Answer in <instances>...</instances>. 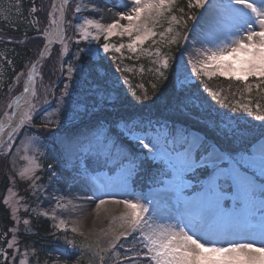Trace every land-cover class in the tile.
Returning <instances> with one entry per match:
<instances>
[{
  "label": "snow or ice",
  "instance_id": "1",
  "mask_svg": "<svg viewBox=\"0 0 264 264\" xmlns=\"http://www.w3.org/2000/svg\"><path fill=\"white\" fill-rule=\"evenodd\" d=\"M69 3L70 0H62L59 6L55 3L51 6V20L43 33L47 38L45 52L54 40H58L62 46V54L68 51L65 25H71L72 22L66 20L65 15ZM175 5L176 0H125L124 4L118 6L127 10L117 13L119 18L108 24L81 16V22L73 25L79 34L76 42L79 44L80 41H87L91 44L103 37L105 43L100 47L105 54L112 51L123 56L122 50L126 48L137 54V58L141 54L155 55L157 59L153 63L158 65L155 72L159 78L167 80L165 71L172 67L173 58L162 55L160 49L153 53L143 48V45L150 39L154 44L157 43L153 39L157 36L155 29L164 21H167L168 27L159 33L161 41L174 31L173 25L183 24L187 27L186 20L169 15ZM188 7L212 12L214 18L206 31L194 37L200 43L199 48L193 49L195 56L189 54L186 64L184 61L177 62L173 73L177 83L185 85L191 81L193 75L207 80L224 77L244 84V90L249 93L253 88L248 83L249 77L264 84V0H188ZM86 10L87 5L84 4H77L74 8L77 14ZM56 13H59L58 17ZM188 19L197 21L194 15ZM120 21L127 23L122 24ZM114 36L127 37L128 42L120 43L119 46L113 45L108 41ZM188 39L185 35L184 40ZM168 42L175 44L176 37ZM81 53H86L89 58L95 57L99 55V49L80 48L74 54V60L80 63L68 64V82L63 86L57 108L54 112L47 113L42 127L48 128L50 124H54L56 128L61 127L60 119L53 121L49 117L58 116L65 103L64 98H71L72 91L75 90L74 76L95 71V65H90L88 69L82 66ZM41 56L43 57V53ZM111 59L116 60L117 57L112 56ZM125 71L131 69L126 68ZM36 75V65L33 64L27 74L22 95L14 101L17 109L21 107V100L27 105L19 114L15 126L12 121L17 115L16 112L6 114L7 124L0 121V148L7 144V148L0 151V155H7L11 151L18 129L31 124L33 115L38 111L37 105L28 99V96L33 100L38 98L34 86ZM259 86L255 85L257 88ZM205 91L217 104L228 108L231 113L251 116L264 122V106L259 103L253 105L251 101H235L227 104V98L221 91L207 86ZM147 98L145 92V99ZM217 119L220 124L213 121L215 127L228 129L233 137L244 142L243 147L238 150L222 149L210 141L206 134L196 135L187 127L175 125H164V131L149 139L148 143L137 137L150 159L160 164L157 170L158 179L155 181L159 187L150 196L130 194L125 199L105 198L108 190L116 185L112 182L103 183L98 177H92L97 191L101 194L94 197L98 200L95 205L97 214L101 211L110 212L107 207L110 203L122 205L123 211L119 216L111 217L112 223L108 229L101 230L100 235L107 239V249L101 247L100 238L89 241L85 237L80 247L93 250V255L99 257L100 264H104L106 251L117 249L118 244L124 249L125 245L120 243L121 238L126 239L136 234L122 259L119 250L114 252L118 264H264V124L258 133L246 137L238 132L235 116L223 113ZM7 128H11V132L5 141L3 135ZM65 143L69 154L78 159L79 171L84 175H88L92 165L119 163L123 175L120 186L127 187L128 177L135 165L131 161L129 165L122 164L118 159V152L113 156L115 141L102 124H97L87 135L80 133L75 137H66ZM28 150L26 144L23 151L27 153ZM22 159L28 163L18 175L22 180L32 181L31 187L35 190L38 187L36 180L39 179L36 172L41 165L35 156L24 155ZM51 167L49 165L50 169ZM193 180L196 181L195 184ZM189 191L191 194H186ZM9 193V198L4 201L6 205L12 204L11 197L15 195L11 189ZM161 201L167 202V214L161 209ZM56 207L67 208V205L58 202ZM18 210L12 204V217L17 224L20 222L16 217ZM27 210L25 206V211ZM42 214L48 216L47 212ZM52 219L55 220L56 217L52 216ZM171 220L176 223H171ZM23 223L29 225L30 222L25 219ZM60 226H66V222L60 220L58 227ZM10 231L16 233L19 229L12 228ZM25 231L30 232L31 229L26 228ZM71 231L84 236L76 226ZM16 243L17 237L13 235L7 247L13 248ZM67 243L74 248L77 246L74 240H67ZM0 255L7 259L6 251L0 250ZM20 264H26V261L21 260Z\"/></svg>",
  "mask_w": 264,
  "mask_h": 264
},
{
  "label": "trees",
  "instance_id": "2",
  "mask_svg": "<svg viewBox=\"0 0 264 264\" xmlns=\"http://www.w3.org/2000/svg\"><path fill=\"white\" fill-rule=\"evenodd\" d=\"M51 1L8 0V2L2 3V8H4L6 14H2L0 11V73L3 79V82H1L2 86L0 85V99H3L7 95L9 91L8 84L13 83L18 75L28 70L41 53V48L46 41L43 37V32L48 28L50 23L49 12ZM33 8L35 11H32ZM180 9H183V11H180ZM172 15H175L180 20L184 16L186 21H188L187 27H184L183 24L174 25L177 32H180L176 40L178 44H181L188 25L190 26L191 24V20L188 17L189 15H194V10L192 11L188 7V0H180L173 8ZM164 24L162 22L161 27H164ZM173 34H175V28L172 32ZM114 38L120 40L118 37ZM169 40L166 36L161 43L156 40L157 43L152 44L153 47L158 43L161 44L159 45L160 49L167 51L169 56L171 55L173 58L171 60L172 67L165 71V75L168 77L167 80L159 78L155 72V66H150L154 63L151 62V58L148 55H145L140 61L126 59L128 64H123L118 59L112 60V56L106 55L99 61H91L90 58L82 54L81 61L83 65L88 68L90 65H95V71L91 72V74L88 73L86 76L88 89H92L95 83L99 86L104 84V87L119 92L120 97L115 101L106 96L102 97L101 101L93 97L97 106L102 104L104 100H107L110 106L94 108L93 113L90 114L91 116L87 115L88 117L86 116L84 120L76 122L73 126L62 123L60 128L52 126V128L48 127L47 130L42 131L44 121L40 120V118L43 113L38 114L33 119L32 125L34 126V130L46 142L47 157L44 163L45 165L57 168L61 186L65 187L68 181L75 177L74 173L77 169L76 163H74V167L70 168L65 164L68 156H74L69 154L65 138L75 137L80 133L87 135L97 124H102L107 129L108 135L115 141V147L112 150L113 156H116L118 152V159L122 164H126L128 161L137 164L136 177L134 179L135 183L141 187L149 186L151 182L156 184L155 181L158 179L157 170L160 165L151 160L142 159L138 155L137 144L128 139V137H125L123 135L124 131L119 130L121 124L126 125L124 127L125 130L141 131L146 135H149L155 124L159 125V123L169 126L187 127L190 131L191 129H195L203 135L206 134L210 141L216 143L222 149L233 148L237 150L244 146V142L233 137L228 129L215 127L213 121L215 124H220V120L217 119L219 114L227 113L229 116H235L237 118L235 123L238 132H242L246 137L256 134V131H260L264 122L255 120L251 116L231 113L228 108L221 107L205 91V86L216 91H221L222 95L227 98L225 100L227 104H232L235 101H251L253 105L259 103L261 106H264V84H260L258 79L250 77L248 83L253 85L251 93L244 90V84L224 77H214L212 80L197 77L189 85H179L176 76L173 75L178 56L175 51L177 43L171 44L168 42ZM48 59H43L42 67L44 66L45 68L46 62H49ZM115 66L119 70H116ZM126 68L131 69V71H125ZM114 78L115 81L112 82ZM114 83L116 85L112 87ZM257 84L260 85L259 88L255 87ZM61 85L56 87L57 91H59V87L63 86ZM141 85L143 87H140ZM153 85H155V88ZM21 88L23 87H20L18 90ZM78 91L82 93L85 90L78 88ZM145 92L148 97L147 99H145ZM68 108H70L69 104L65 111ZM30 129L33 128L30 127ZM3 164L4 158L0 156V168ZM5 165L7 166V160L4 167ZM100 165L113 171L120 164L110 162L107 166H104L103 163ZM5 171L0 182V233L7 236V232L10 230L13 222L11 213L4 203V197L7 192L6 188L8 186V176L5 174ZM25 193L27 202L31 203V189L28 188ZM27 209L26 215L29 217L31 223L28 227L31 231L26 232V228H24L21 243L28 249L35 250L32 254V259L36 263L37 261L40 262L43 259H47V263L50 264L52 260L58 258L67 264L75 259H79V264H90L89 261L91 259H96L100 263L99 257L93 255V250L80 247L84 237L73 234L69 230H54L49 219L33 215L29 212V205ZM133 236H129L126 239L121 238L120 243L125 245L124 249H121L118 244L117 249L106 251L105 264H118L114 252L119 250L122 259L125 255V250L133 242ZM67 240H74L77 246L74 248L67 243ZM2 258L3 255H0V264H8L9 258L5 259L4 262H2Z\"/></svg>",
  "mask_w": 264,
  "mask_h": 264
},
{
  "label": "rangeland",
  "instance_id": "3",
  "mask_svg": "<svg viewBox=\"0 0 264 264\" xmlns=\"http://www.w3.org/2000/svg\"><path fill=\"white\" fill-rule=\"evenodd\" d=\"M55 0H52L50 3V6L54 3ZM111 2L112 4H107L106 0H70V3L68 5L67 11H66V20H70L72 22L71 25H65L67 31H66V43L68 45V51L66 54H62V46L60 43H56L53 46H51L48 52V55L44 57V59H48L49 62H46L45 68L44 66L42 67V63L38 66V69L36 70L38 75H36V90H37V99L33 100V103L37 105L38 111L33 115V119L38 115L42 114L40 120L42 119L43 121L45 120V116L47 113H52L55 111V109L58 106V101L61 97L62 94V89L65 83H67V67L68 64L70 63H80L74 60V54L77 52L78 49L80 48H86V47H92L94 49H99V55L95 57H90V60H96L99 61L102 59L104 56H116L118 57L117 59L121 61L123 64H128L126 59H130L132 61L137 60L140 61L141 58H143L146 54H141L139 58H137V54L129 52L126 48L122 50L123 56H121L120 53L112 52L110 51L109 53L105 54L103 53L102 48L100 47L103 43H105V40L103 37L100 38L99 41H93L91 44H89L87 41H80L79 44H77V40H79V34L73 27V25H76L81 22L80 17H88L92 19H97L101 23L108 24L112 23L114 20L118 19L117 13H119L124 8L119 7L118 5H121V0H107ZM115 1V2H114ZM180 0H176V3L179 2ZM8 2V0H0V11L2 14H6L4 11V8H2V3ZM77 4H84L87 5V10L82 11L81 13H75L74 8ZM52 7L50 8V12H52ZM191 10H194V16L197 17V20L201 16V14L206 13L204 9H195L191 8ZM188 14V12H187ZM172 15V12L169 14ZM58 17V13L56 14ZM190 16V15H189ZM50 17V15H49ZM51 20V17H50ZM181 20H186L185 17L183 16ZM121 22V21H120ZM167 21H164V27H158L155 29L157 32V36L154 37L153 39L159 41L161 43V37L159 36V33L163 32L167 27L168 24L166 23ZM188 22V21H187ZM197 22H194L191 20L190 26L188 25V29L185 33L189 37L187 41L184 40V36L182 38L181 44L176 45V54L177 60H176V65L178 61H184L186 64V60L189 56V54H192L195 56V53L193 51L194 48H199L200 43L194 38L196 33L195 31H189L190 29H194L197 25ZM127 21H125L122 24H126ZM175 28V34L172 35V33L167 35V38L171 39L172 37H178L177 34H180V32H177L176 27ZM44 33V32H43ZM45 38V36L43 35ZM118 37V36H114ZM114 37L108 41L109 43L119 46L120 43H127L128 38L123 37L120 38V40H116ZM159 37V38H157ZM166 38V36H165ZM164 38V39H165ZM191 40V45L189 44V41ZM157 44L155 47L152 46L153 42L150 39L149 41L145 42L143 45V48L155 52L156 49H160L161 47ZM56 46V47H54ZM43 48V46H42ZM41 48V49H42ZM187 50V51H185ZM42 51V50H41ZM160 52L162 55H168L169 53L167 51H164L163 49H160ZM87 56L86 53H81L80 55ZM173 56L175 54L171 52ZM171 56V55H170ZM151 58V62L153 63L154 60L157 59L155 55L149 56ZM89 58V57H88ZM137 58V59H136ZM52 59V60H50ZM82 62V61H81ZM118 62V61H117ZM63 63V71H61V64ZM142 64V63H141ZM85 69H88L85 65H82ZM150 66H155V69L158 67L157 64H151ZM190 67V66H187ZM42 68V69H41ZM116 70H119L117 66H115ZM141 70V69H139ZM28 70L24 71L22 74L18 75L19 80L17 81V77L14 80L13 83H9V91L7 92V95L3 98L0 99V118L2 117L3 113L7 112L10 107L9 104L11 101L14 99L16 95L23 89L21 88L18 90L20 87H24L25 84L27 83V74ZM88 75V72L86 71L83 76L80 75H75L74 76V82H75V90L72 91V96L71 98L65 97V103L61 107L60 113L58 116H51L49 119L55 120V119H60L61 125L62 123H65L66 125H71L75 124L78 121L84 120V118L90 114L93 113L94 108L99 107V106H110L109 103H107V100H104V102L100 105L97 106L95 104V100L93 97H96L98 101H101L102 97L106 96L109 99L112 100H117V98L120 97L119 92L113 91V89H108L107 87H104V84H101V86L96 85V83L93 85L92 89H88V81L86 80V76ZM2 74L0 73V85L3 82V79L1 78ZM197 77L194 75L192 76V79L189 83L185 85H189L190 83H193L196 80ZM250 78V77H249ZM115 81V78L112 79V82ZM61 82L63 83L61 85ZM117 82V81H116ZM62 86L59 87V91H57V86ZM116 83L112 84V87H114ZM2 86V85H1ZM85 87V88H84ZM79 89H84L85 91H82V93H79ZM105 88V89H104ZM18 90V92H17ZM17 92V94H15ZM99 92V93H98ZM83 94V95H82ZM82 95V96H81ZM85 95V96H84ZM47 100V103H44V101ZM67 102V103H66ZM69 104V107L66 111V107ZM44 110H46L44 112ZM65 111V112H64ZM35 116V117H34ZM88 117V116H87ZM237 119V118H236ZM33 120L31 124H26V126L22 127L19 132H17L14 136L13 142H12V148L11 151L7 153V155H0L2 158H4V164L5 161L7 160V166L4 164L0 168V182L1 178L3 176V172L5 171V174H7V182L8 186L6 188V196L4 197L5 199H8L10 196L9 190L11 189L12 192L15 193L14 196L11 197L12 204H14L19 210L16 213V217L20 221L19 224L16 223V220L13 219L12 217V204L7 205L10 213H11V219L13 224L10 226V229L12 228H18L19 231L16 233H13L12 231H8L7 236L2 233H0V250H4L7 252V258L8 259V264H20L21 260L26 261V264H49L47 263V259H43L42 261H34L32 259V254L34 249H28L26 246L21 243L22 240V233L24 232V228H27L28 226L31 225H24L23 221L25 219L29 220V217L26 215L27 211H25V206L28 207L29 205V212H31L33 215L35 214L36 216L47 218L50 220L51 225L53 226L54 230L58 229L61 231H71V228L76 226L79 228L80 232H83L84 238L86 237L90 241H95L96 239L100 238L101 239V247L107 249V239L103 238L100 234V230H106L111 226V217L112 216H119L120 213L123 211V206H114V208L109 212V214L106 216V219L100 223L98 226L99 231H97L95 228L93 229L92 225L86 226L83 221L79 218V214H76L75 208H69V205L71 204L70 200L72 199L73 192L76 193V196L80 197H85V194L91 195V193L85 192L84 190L87 186V184L92 185L94 188L96 184L93 182L92 177H98L99 180L103 183H108L112 182L116 186L113 187L114 190H116L118 193H122L125 196L129 197L130 194H137V195H142V196H150L153 194V190L157 187H159L156 184H153L151 182V185L141 187L139 184L135 183V177H136V170H137V164L133 163L135 165L134 170L132 171V174L130 177H128L127 180V187H121L120 183L121 180L123 179L121 167L118 166L117 169H115L114 172H110L108 169L106 170L105 168L102 169L101 165H94L90 168V171L88 175H84L82 172L79 171V161L76 157L74 156H68L66 159L65 164L67 165L68 168L72 167L74 163L77 164V169L75 170L76 172L75 177L72 180H69L68 183L65 185V187L61 186L59 183L60 177L57 174L56 167H51L49 168V165H45L44 160L47 157V147L45 146V141L43 140V137L40 136L35 130L34 126L32 125ZM54 124H50L49 127L52 128ZM126 125L121 124L119 127V130L124 131L123 135L125 137H128L132 142L137 144L139 156L142 159H148L150 160V157L147 154V150L144 149L140 143V140L137 139V137H140L143 139L144 143H148L149 139L152 137L156 136L158 133H161L164 131V124L159 123L155 124V127L150 131L149 135L147 136L145 133H142L141 131H130V130H125ZM32 127L33 129H30ZM48 128H42V131L47 130ZM193 134L196 135H203L199 131L195 129H191ZM258 131H256L257 133ZM34 138V139H32ZM28 145L29 150L27 153L23 151V148L25 145ZM218 147V146H217ZM7 148V144L4 145V148H0V151H4ZM24 155L28 156H35L38 163H40L41 168L37 170L36 176L39 177L38 180H36L37 184V189H33L31 187L32 181L30 180H22L18 172L22 170L26 165L27 161L22 159ZM159 164V162H157ZM124 165H129V161L126 162ZM160 165V164H159ZM90 172L91 174L94 175H89ZM55 173V175H53ZM14 181V183H13ZM193 184L196 183L195 180L192 181ZM31 189V197H32V202L28 203L27 202V197H26V191L27 189ZM48 189L50 192L48 193ZM82 193V194H81ZM186 194H191L189 191ZM106 198V197H105ZM62 203L67 205V208H57L56 204L57 203ZM166 201H161V209L164 210V213L167 214L166 211ZM78 207V206H77ZM47 212L48 216H44L42 213ZM78 212V211H77ZM52 216H55L56 219L53 220ZM60 220H64L66 222V226H60L59 222ZM30 222V221H29ZM171 223H176L175 220H171ZM56 225V226H54ZM29 228V227H28ZM72 232V231H71ZM15 235L17 237V243L13 246V248H8L7 244L8 242L12 239V236ZM136 235V234H135ZM18 249V251H17ZM25 252H27V256H25ZM114 257V256H113ZM32 259V260H31ZM5 261V258L3 256L2 262ZM79 259H75L69 264H79ZM90 264H100L96 259H91ZM1 263V262H0ZM106 261H104V264ZM50 264H67L60 258L54 259L50 262Z\"/></svg>",
  "mask_w": 264,
  "mask_h": 264
},
{
  "label": "bare ground",
  "instance_id": "4",
  "mask_svg": "<svg viewBox=\"0 0 264 264\" xmlns=\"http://www.w3.org/2000/svg\"><path fill=\"white\" fill-rule=\"evenodd\" d=\"M111 1H113V0H111ZM61 2H62V0H55L54 1V3L57 6H59V4ZM124 2H125V0H121L122 4H124ZM218 2H221V0H218ZM106 3L107 4H112L111 2H109L107 0H106ZM126 10L127 9H125V8H124V10L121 9V11H126ZM58 15H59V13H58ZM213 18H214V13H212V12L204 13L203 14V18H201V16L199 17V19L197 20L198 21L197 25H196L195 30H194L195 33H196L195 37L197 36L198 33L206 31L211 26V24L213 22ZM124 22L125 21H121V23H124ZM189 44L191 45V40L189 41ZM34 86H35V88L37 86L36 79H35V85ZM28 99L33 102V99H32L31 96H28ZM26 107H27V105L23 103V100H21V107L19 109H17L15 104L13 103L12 107L7 112L3 113L0 121H4L7 124L8 120H7V115L6 114H11L13 112H16L17 115L12 121L13 126H15V124L19 120V114L22 113ZM20 129H18L17 132H19ZM9 132H11V128H7L5 130L4 135H3V139L6 140V138H7V140H8V133ZM50 190H52V189H48V193L50 192ZM84 190H86L85 192L91 193V195L85 194V197L82 196V197L79 198V196H76V193L73 192V196H72V199L70 200L71 204L69 205V208L70 209L71 208H75L76 209L75 213L79 214V218L83 221V223L87 227L89 225L90 226L92 225L93 229L95 228L97 231H99L100 229L98 228V226L100 225V223L102 221H104L106 219V216L109 214V212L101 211L99 214H97V212L95 210V205H96V203H98V200L95 199L94 197H98L101 194L97 191L96 186L94 188L92 185L87 184V186H86V188ZM105 197L106 198H115V199L128 198L124 194H122L120 192L118 193L113 188L108 190V192H107ZM114 206H117V205H114V204H111V203L107 205V207L110 209V211L114 208Z\"/></svg>",
  "mask_w": 264,
  "mask_h": 264
},
{
  "label": "water",
  "instance_id": "5",
  "mask_svg": "<svg viewBox=\"0 0 264 264\" xmlns=\"http://www.w3.org/2000/svg\"><path fill=\"white\" fill-rule=\"evenodd\" d=\"M65 18H66V16H65ZM45 39H46V43H45V45H46V44H47V38L45 37ZM56 43H59V41H58V40H54V42H53L51 45H48V51H47V52L44 51V49H45V45L43 46L40 55L38 56V58L36 59V61L33 63V64L36 65V70H37L38 65L43 61L42 59H44V57L48 55V52H49V50H50L49 48H50L51 46H53L54 44H56ZM42 53H43V57L41 56ZM33 64H32V65H33ZM32 65H31V67L29 68L28 71L31 70ZM36 72H37V71H36ZM35 79H36V76H35ZM22 93H23V90L20 91V92L18 93V95L13 99V101H12L10 104L13 105L15 99H16L17 97H20V96L22 95ZM4 140H5V139H4ZM6 140H7V138H6ZM6 140H5V141H6Z\"/></svg>",
  "mask_w": 264,
  "mask_h": 264
}]
</instances>
